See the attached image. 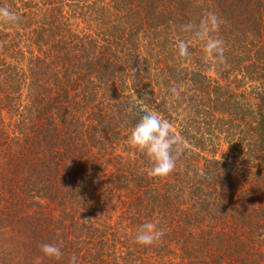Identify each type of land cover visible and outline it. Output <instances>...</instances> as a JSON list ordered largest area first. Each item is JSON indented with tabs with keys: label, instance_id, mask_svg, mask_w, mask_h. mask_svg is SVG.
I'll use <instances>...</instances> for the list:
<instances>
[{
	"label": "trees",
	"instance_id": "1",
	"mask_svg": "<svg viewBox=\"0 0 264 264\" xmlns=\"http://www.w3.org/2000/svg\"><path fill=\"white\" fill-rule=\"evenodd\" d=\"M5 6L20 19L0 22V264H264V0ZM209 12L223 65L181 30ZM141 102L183 138L167 177L127 142ZM147 221L165 235L138 245Z\"/></svg>",
	"mask_w": 264,
	"mask_h": 264
},
{
	"label": "clouds",
	"instance_id": "2",
	"mask_svg": "<svg viewBox=\"0 0 264 264\" xmlns=\"http://www.w3.org/2000/svg\"><path fill=\"white\" fill-rule=\"evenodd\" d=\"M20 17L10 9L0 7V22H18ZM222 21L215 13H206L199 22H189L181 26V30L191 32L195 37L204 42L203 51L213 57L215 61L223 65L226 63L225 42L214 36L219 31ZM180 57L189 56L188 44L180 40L176 44ZM169 92L175 99H179L180 91L177 86L169 88ZM140 98L137 97L139 101ZM139 111L143 113L138 122L131 128L127 137L130 147L142 151L149 159L151 166L146 170L150 178H163L170 175L177 167V161L184 152V141L174 131L173 124L164 119L158 112L152 110L147 104L139 103ZM165 235L162 229L147 221L141 224L135 235V243L150 246L159 241ZM43 257L59 259L63 253L55 243H43L39 245ZM42 257H36L34 264H41ZM70 264H76L73 256Z\"/></svg>",
	"mask_w": 264,
	"mask_h": 264
}]
</instances>
